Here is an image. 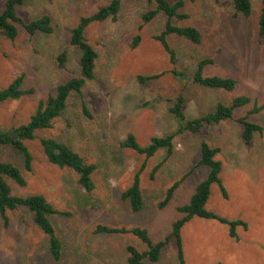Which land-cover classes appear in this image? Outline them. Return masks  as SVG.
I'll return each mask as SVG.
<instances>
[{"label": "rangeland", "instance_id": "rangeland-1", "mask_svg": "<svg viewBox=\"0 0 264 264\" xmlns=\"http://www.w3.org/2000/svg\"><path fill=\"white\" fill-rule=\"evenodd\" d=\"M5 0H0V12ZM110 0H26L17 10L24 22L48 15L51 34L30 37L20 26L17 37L9 41L0 33V90L23 75V89L33 94L0 105V129L9 130L28 122L40 100L55 93L58 84L77 76L79 52L69 44L70 30L79 18L88 16ZM173 2V0H167ZM249 18L233 17L231 0H197L187 3L189 18L174 22L192 26L201 33V43L190 44L174 36L167 39L176 54V64L153 39L164 27L165 16L156 17L139 30L141 15L154 6L147 0H122L116 21L93 23L85 38L96 52L94 79L79 94H72L65 112L50 129L38 131L25 145L32 155L31 171L26 172L18 155L0 147V161L18 166L26 186L9 182L13 195H41L59 214L50 221L62 243L61 261L53 262L47 253V241L23 208L7 212L8 223L0 217V264H127L126 246L139 251L146 246L132 234L94 233L97 225L115 228L139 227L147 231L153 243L163 240L208 169L196 166L200 143L205 141L220 152L215 156L222 166L220 181L226 191L213 183L205 208L227 222L241 221L235 237L229 225L216 220L193 217L181 229L184 264H264V133H254L250 144L241 137L243 127L237 120L253 106L264 105V37L258 35L260 0H251ZM139 35L136 48L133 38ZM65 53L60 64L58 56ZM211 59L204 76L232 78L230 91L206 90L187 80L180 81L172 69L194 73L197 63ZM162 74L140 83L138 77ZM183 98L185 121L203 116L217 104L229 105L240 96L250 103L234 110L233 118L205 126L198 133L177 134L179 123L169 108ZM85 106L91 118L82 110ZM247 120L264 127V109ZM128 134L147 146L152 137L174 134L172 154L164 162L165 150L149 159L120 147ZM53 138L69 145L87 163L95 164L94 189L86 192L76 174L49 164L40 139ZM145 163L140 175L144 206L135 214L121 200L134 174ZM158 164L153 179L151 170ZM195 167V168H194ZM194 169L179 184L169 204L162 210L157 203L166 190ZM179 264L175 240L163 248L156 263Z\"/></svg>", "mask_w": 264, "mask_h": 264}, {"label": "trees", "instance_id": "trees-1", "mask_svg": "<svg viewBox=\"0 0 264 264\" xmlns=\"http://www.w3.org/2000/svg\"><path fill=\"white\" fill-rule=\"evenodd\" d=\"M26 0H5L3 8L0 12V33L9 41H14L18 34V27L24 29L26 34L33 37L37 34H51L53 32L52 21L48 15H43L35 20L24 22L17 14V10L25 3ZM197 0H147L154 6V9L147 11L141 15V24L139 30L144 25L151 22L159 12L165 16L163 30L153 37L157 41L164 52L169 57L171 65L176 64V54L170 47L167 39L174 36L180 40H184L190 44L198 45L201 43V33L192 26H179L174 22L185 21L189 18L184 12L187 3H194ZM122 0H110L108 4L99 7L96 12L79 18L76 25L70 30L69 44L79 52L77 60L78 74L66 81L58 84L53 95H48L46 99L40 100L33 114L29 117L27 123L9 130L0 129V147L3 149H11L20 158L22 168L26 172L31 171L32 155L25 145L26 141L35 138V133L44 131L52 127V123L58 119L67 107V101L72 94H79L84 85L94 79L95 60L97 58L93 47L85 38V30L93 23H103L105 21H116L121 10ZM233 8V17L249 18L252 14L253 7L251 0H231ZM257 30L260 37H264V0H260V10L257 21ZM140 42V36L136 35L131 43L132 48H136ZM58 61L62 64L65 61V53L58 56ZM212 64L211 59L200 60L194 73L188 76L184 71L172 69L170 72L180 81L187 80L191 84L199 86L206 90H223L230 92L235 88L236 81L232 78H222L217 76H204L203 70L206 66ZM162 74L149 77H138L140 83L147 80L157 79ZM23 75L15 77L9 85L0 90V105L9 101H17L22 97L33 94V90L23 89ZM183 98L179 96L175 103L169 108L170 115L179 123L177 134L184 131L190 133H198L205 126L210 124H218L222 121L233 118L234 110L244 107L250 103V99L245 96L234 98L229 105L217 104L215 108L201 117L185 121L183 113ZM264 109V105L253 106L245 116L239 118L237 122L242 125L243 130L241 137L246 145L250 144L254 133H264V127L247 120L248 115L255 114ZM82 110L86 116L91 118L90 113L83 105ZM174 134L165 137H152L147 146H140L132 134H128L126 138L120 142V147L135 151L139 155L149 159L159 150H165L166 155L164 162L172 154V140ZM40 146L47 162L59 169H69L77 176L79 186L86 192L94 189L92 175L96 169L95 164L87 163L78 153H76L69 145L53 138H41ZM200 157L195 167L203 166L208 169L206 177L199 182L188 202L176 208V212L180 217L171 225L169 234L163 240L153 243L148 236L146 230L133 227L127 229L124 227L115 228L106 225H97L94 229L96 234L104 235H124L132 234L138 238L145 246L146 250L139 251L131 245H127L125 250L127 253V264H147L145 259L152 263H156L163 248L167 246L171 239L175 240L177 247V259L179 264H184L183 254L181 250L180 233L182 227L193 217L201 219L216 220L222 224L229 225V236L235 237V228L238 225H244L241 221L227 222L226 220L216 216L213 212L205 208L209 198L210 187L213 183L219 185L220 192L224 198L227 197L226 191L220 181V173L222 170L221 163L215 160V156L220 152L218 148H211L205 141L200 143ZM161 164L156 165L150 173L153 179L155 173ZM194 167V168H195ZM145 168V163L134 174L132 182L128 188L121 193V200L128 204L132 213L142 211L144 202L140 187V175ZM184 175L180 180L174 182L164 195V198L157 203L159 210L164 209L171 199L180 182L189 174ZM9 182L17 187L26 186V180L18 166L10 162L0 161V217L7 225V212L15 211L19 208L26 209L32 216L33 224L43 234L47 241V253L49 258L57 263L61 261L63 255L62 243L59 240L55 228L50 221V217L59 214L58 211L49 204L41 195L16 196L12 194Z\"/></svg>", "mask_w": 264, "mask_h": 264}]
</instances>
